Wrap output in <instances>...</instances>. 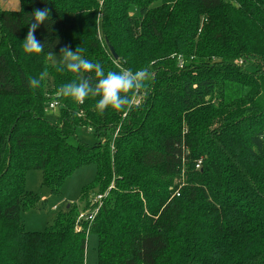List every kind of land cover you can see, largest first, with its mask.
<instances>
[{
  "label": "trees",
  "instance_id": "1",
  "mask_svg": "<svg viewBox=\"0 0 264 264\" xmlns=\"http://www.w3.org/2000/svg\"><path fill=\"white\" fill-rule=\"evenodd\" d=\"M20 3L0 10V264H87L92 233L97 264H264V0ZM45 7L43 51L25 53L31 13ZM65 46L105 73L151 75L130 107L100 114L98 97L57 95L64 83L95 82L49 62ZM53 101L59 122L46 117ZM90 164L79 202L28 230L21 211L46 200L26 189L27 172L42 170L59 197ZM96 206L93 220L80 218Z\"/></svg>",
  "mask_w": 264,
  "mask_h": 264
},
{
  "label": "clouds",
  "instance_id": "2",
  "mask_svg": "<svg viewBox=\"0 0 264 264\" xmlns=\"http://www.w3.org/2000/svg\"><path fill=\"white\" fill-rule=\"evenodd\" d=\"M50 9H33L31 22L26 37L23 40L22 48L25 53H40L43 51L44 43L37 40L36 30L45 21H48ZM84 49L77 46L73 51L69 46L60 49V63L56 66L58 72L65 69L73 73H94L95 82L90 78L83 77L79 81H72L62 84L57 89V95L71 98L77 103H83L86 98L98 97L95 109L103 114L108 108L120 111L132 105L130 93L139 90L144 86V82L149 79L151 73L147 69L108 71L105 73L103 66L98 62L85 59L81 53ZM48 76L45 70L39 77H29V87L36 89Z\"/></svg>",
  "mask_w": 264,
  "mask_h": 264
},
{
  "label": "rangeland",
  "instance_id": "3",
  "mask_svg": "<svg viewBox=\"0 0 264 264\" xmlns=\"http://www.w3.org/2000/svg\"><path fill=\"white\" fill-rule=\"evenodd\" d=\"M132 14L138 15L134 8H132ZM49 62L59 64L60 54L49 55ZM46 115L49 120L59 122L60 108L58 106L51 108L48 105ZM78 135L84 142L89 144H95L98 140L94 132L87 127L78 129ZM96 170L97 168L94 164L77 169L73 175L67 179L63 188L64 195L59 197L51 194L49 189L42 185V170H29L26 175V189L38 193L46 201L36 208L21 211L22 220L26 228L31 231H43L51 224L53 218L59 211L64 210L68 204L78 203L83 186L93 181ZM81 211L84 212L85 210L81 209ZM97 246L98 236L92 233L89 235L87 243V264L98 263Z\"/></svg>",
  "mask_w": 264,
  "mask_h": 264
},
{
  "label": "built area",
  "instance_id": "4",
  "mask_svg": "<svg viewBox=\"0 0 264 264\" xmlns=\"http://www.w3.org/2000/svg\"><path fill=\"white\" fill-rule=\"evenodd\" d=\"M59 105V103L57 102V101H53V102H51L50 104H49V107H51V108H55V107H57ZM200 163L201 162H199V164H197V167H200ZM177 195H180V192L178 191L177 193H176ZM102 199V195H98V196H96V198H95V202H97V201H99V200H101ZM98 210H99V207L98 206H96L94 209H92L91 211H88V212H82L81 211V213H80V218L81 219H83V220H93L94 219V217L96 216V214L98 213Z\"/></svg>",
  "mask_w": 264,
  "mask_h": 264
},
{
  "label": "crops",
  "instance_id": "5",
  "mask_svg": "<svg viewBox=\"0 0 264 264\" xmlns=\"http://www.w3.org/2000/svg\"><path fill=\"white\" fill-rule=\"evenodd\" d=\"M20 6L19 0H0V10H18Z\"/></svg>",
  "mask_w": 264,
  "mask_h": 264
},
{
  "label": "water",
  "instance_id": "6",
  "mask_svg": "<svg viewBox=\"0 0 264 264\" xmlns=\"http://www.w3.org/2000/svg\"><path fill=\"white\" fill-rule=\"evenodd\" d=\"M108 45H109V47H110V50H111V52L113 53V55H114V57L115 58H118V54H117V52H116V50L114 49V47L108 42ZM70 206V204L68 205V207Z\"/></svg>",
  "mask_w": 264,
  "mask_h": 264
}]
</instances>
